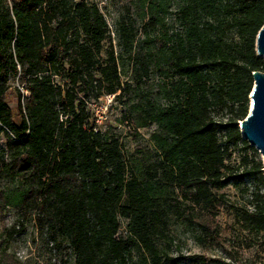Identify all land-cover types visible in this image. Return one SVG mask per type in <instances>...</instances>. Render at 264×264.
<instances>
[{
	"label": "trees",
	"instance_id": "obj_1",
	"mask_svg": "<svg viewBox=\"0 0 264 264\" xmlns=\"http://www.w3.org/2000/svg\"><path fill=\"white\" fill-rule=\"evenodd\" d=\"M177 21L182 29L164 38L158 62L166 105L140 113L138 127L157 124L152 139L161 166L199 241L242 264L220 244L215 220L223 201L214 190L242 178L227 164L228 150L248 146L238 123L249 111L252 73H264L255 52L264 0H183ZM107 36L103 15L89 0H0V132L14 144L8 162L0 156V177L20 181L19 216L35 214L39 230L70 250L74 264H130L137 246L157 263L152 237L161 212L152 188L126 179L117 142L101 139L83 100H97L102 86L108 95L119 89L113 55L104 65L96 59ZM10 80L21 88L14 89L19 124L6 101ZM255 199L253 209H237V216L255 237L251 246L264 250V195ZM19 226L8 239L20 236L24 223ZM2 244L0 264H22ZM209 261L194 255L189 264Z\"/></svg>",
	"mask_w": 264,
	"mask_h": 264
},
{
	"label": "rangeland",
	"instance_id": "obj_2",
	"mask_svg": "<svg viewBox=\"0 0 264 264\" xmlns=\"http://www.w3.org/2000/svg\"><path fill=\"white\" fill-rule=\"evenodd\" d=\"M89 1L98 6L108 28V36L96 53V59L104 65L108 55H113L119 89L108 95L102 86L97 100L90 96L83 98L86 111L92 114L101 139L117 142L126 179L136 177L144 187H151L161 212L160 224L152 237L158 262H153L145 248L137 246L131 250L130 264H189L194 255L209 258L206 264H233L221 248L199 241L200 232L191 222L184 204L180 203L178 189L161 166L162 155L152 139L160 133L157 124L151 122L144 128L138 127L140 113L156 112L166 105L162 94L165 81L158 62L166 48L164 38L172 37L182 29L177 13L183 0ZM9 86L6 101L14 122L19 124L14 89L21 88L17 80H10ZM216 112L222 116L221 112ZM219 138L224 144V134L220 133ZM13 146L12 140L0 132V156L3 155L6 162ZM228 152L227 164L233 168L234 175H242V178L214 190L223 201L215 220L220 244L227 251L237 253L242 264H258L264 257V250L251 246L255 237L240 227L237 209H253L255 197L264 195V164L257 150L249 145L245 147L238 143L230 146ZM258 165L260 170H257ZM19 187V180L12 182L5 176L0 177L1 248L6 247L7 255L22 264H74L70 250L55 247L46 233L39 230L35 214L24 219L19 216L14 208L20 195ZM20 222L24 223V231L20 236L12 234L8 239L11 231H19ZM126 227V222L122 221V230Z\"/></svg>",
	"mask_w": 264,
	"mask_h": 264
},
{
	"label": "water",
	"instance_id": "obj_3",
	"mask_svg": "<svg viewBox=\"0 0 264 264\" xmlns=\"http://www.w3.org/2000/svg\"><path fill=\"white\" fill-rule=\"evenodd\" d=\"M257 57L264 59V24L255 39ZM253 87L249 95V111L238 123L240 137L260 154L264 164V73H252Z\"/></svg>",
	"mask_w": 264,
	"mask_h": 264
}]
</instances>
